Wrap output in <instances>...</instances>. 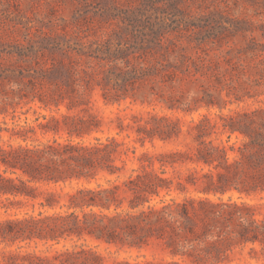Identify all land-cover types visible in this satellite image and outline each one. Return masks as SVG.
<instances>
[{"label":"rangeland","instance_id":"374dc122","mask_svg":"<svg viewBox=\"0 0 264 264\" xmlns=\"http://www.w3.org/2000/svg\"><path fill=\"white\" fill-rule=\"evenodd\" d=\"M1 110V143L20 141L12 128L37 126L45 122L43 116H55L96 122L82 138H70L64 123L58 133L37 127L27 143L114 138L122 149H136L116 158V166L125 165L117 174L100 171L91 182L45 186L63 193L122 182L139 167L144 152L194 155L195 124L205 118L217 124L211 136L216 144L240 146L247 138L230 135L221 125L255 112L264 129V0H0ZM152 115L169 119L176 135L166 141L155 135L142 143L143 126L159 131L168 125ZM229 155L238 153L229 150ZM210 170L217 173L190 160L167 167L174 184L161 197H232L255 205L263 217L264 190L203 193L206 182L217 181L204 176ZM195 171L200 180L193 185L186 178ZM179 177L185 191L177 188ZM40 200L34 202L36 210ZM32 210L25 204L11 213ZM6 216L0 202V218ZM99 249L105 264H192L155 240L142 248L100 244ZM223 264H264V245L238 246Z\"/></svg>","mask_w":264,"mask_h":264},{"label":"trees","instance_id":"16d2710c","mask_svg":"<svg viewBox=\"0 0 264 264\" xmlns=\"http://www.w3.org/2000/svg\"><path fill=\"white\" fill-rule=\"evenodd\" d=\"M255 114H237L221 125L230 135L241 133L247 138L240 146L216 144L211 136L217 124L205 118L195 124L198 145L194 155L144 152L139 167L122 182L81 186L66 193L45 186L91 182L100 171L117 174L125 165L116 166V158L129 156L136 149H122L124 144L114 138L88 144L72 139L27 143L28 134L37 127L58 133L62 123L70 138H82L94 129L96 120L43 116L45 122L37 126L12 128V136L20 141L0 142V202L7 215L0 218V264H105L100 244L142 248L154 240L174 257L187 258L192 264H223L238 246L264 245V215L258 216L255 205L232 197L189 196L180 201L161 197V192L169 193L174 184L173 178L166 177V168L188 160L217 171L204 175L209 180L217 177L216 182L205 183L201 191L206 195H225L233 189L250 195L264 190V129L258 127ZM151 118L168 125L159 131L143 126L142 143L152 141L155 135L164 141L176 135L169 119ZM229 150L238 155L230 157ZM199 180L197 171L186 178L193 185ZM175 182L180 191L186 190L180 177ZM155 198L161 200L154 203ZM39 199L36 210L34 202ZM25 204H31L33 210L11 213Z\"/></svg>","mask_w":264,"mask_h":264}]
</instances>
